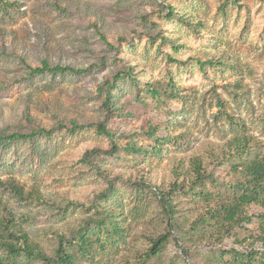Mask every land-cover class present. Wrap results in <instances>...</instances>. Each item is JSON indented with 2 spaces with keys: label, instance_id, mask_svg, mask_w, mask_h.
<instances>
[{
  "label": "rangeland",
  "instance_id": "374dc122",
  "mask_svg": "<svg viewBox=\"0 0 264 264\" xmlns=\"http://www.w3.org/2000/svg\"><path fill=\"white\" fill-rule=\"evenodd\" d=\"M14 1V8L0 4V135L38 127L50 134L0 140V179L40 191L46 203L20 202L2 188L0 195L31 240L55 257L61 237L77 264H141L151 240L168 231L145 264H227L224 251L244 250L235 241L258 235L260 207H245L251 222L223 238L218 219L195 222L231 202L242 166L264 157V0ZM167 5L197 28L169 17ZM44 59L91 67L32 74ZM208 59L213 64L201 71L197 60ZM116 73L111 100L121 116L108 118L104 87ZM100 122L107 135L97 132ZM148 122L169 140L142 132ZM234 135L250 136L246 154H229ZM113 145L114 155L104 153ZM194 159L211 177L174 191L170 219L153 192L168 190L176 173L187 189ZM0 256L7 264H42L3 249Z\"/></svg>",
  "mask_w": 264,
  "mask_h": 264
},
{
  "label": "trees",
  "instance_id": "16d2710c",
  "mask_svg": "<svg viewBox=\"0 0 264 264\" xmlns=\"http://www.w3.org/2000/svg\"><path fill=\"white\" fill-rule=\"evenodd\" d=\"M0 4L5 9L16 7L17 2L14 0H0ZM168 16L177 17L189 28L195 30L197 24L191 23L189 19H186L183 15L177 14L175 7L172 5H167ZM94 29L98 32L100 38L104 40L107 44L108 41L105 35L99 31L96 24L93 25ZM173 48L182 47L181 43L170 42ZM214 60H197V64L200 66L201 71H205V64L212 65ZM91 66L85 68H76L70 65L61 64H50L46 59L41 61L39 66L31 69L32 74H64L69 72L71 74H82L89 70ZM120 73L113 75L111 81L105 82V100L103 101V107L106 112V117L110 118L113 116L120 117L121 114L118 109L114 107L111 100V90L116 87V81L121 78ZM130 78L131 75H129ZM131 80V79H130ZM103 90V89H101ZM149 94L153 97L158 98L159 92L156 89L149 88ZM220 105L222 102L218 99ZM72 128L78 127L76 120L70 121ZM64 125V124H62ZM66 126V125H64ZM70 128V130L72 129ZM97 132L100 134L107 135L105 124L100 122L96 125ZM142 132L152 137L156 142L161 143L169 140L168 137H158L157 128L151 123H146L142 128ZM37 134L49 135L50 131L42 127L33 129L30 133H11L9 135H0V140L14 142L17 139H30ZM251 138L249 135H234L229 141L228 151L230 155L242 156L249 151ZM118 150L116 145L108 151H104L106 154L114 155ZM159 149L154 148V151ZM94 150L92 153H97ZM243 177L242 180L237 181L233 184L237 188L238 194L232 199L231 202L219 205L215 209H210L205 216H201L196 222L195 226L200 223L206 222L210 218H216V222L220 223V237L228 236L236 227L241 226L242 223L251 222V215L244 212V208L247 206H258L262 209V212L258 215L260 219V224L258 227V235L255 239L251 236H244L241 239H236L235 243L244 246V250L230 249L224 251V254L230 256V260L227 264H264V157L255 156L249 163L245 164L241 168ZM191 177L188 179L187 189L183 187V181H179V175L176 173L174 182L169 186L168 190H154L153 194L157 197L162 209L166 215L171 219L176 212V207L173 204V194L174 191H187L194 190L196 186H201L204 184L208 177H211L210 173L202 166L200 159H194L190 166ZM0 188L4 191L10 193L18 201L23 203H35L43 204L46 203L45 198L42 193L36 189H30L26 191L24 187L19 184L13 178L0 179ZM106 196V195H105ZM115 218L117 214L112 215L111 213L108 217ZM193 226V225H192ZM113 228H117L113 225ZM196 228V227H192ZM245 228V227H241ZM170 232H165L156 238L151 240V245L146 252L144 259L141 264H145V260L149 257L156 256L168 242ZM61 236V235H60ZM81 244L83 245L86 236L81 235ZM254 241L260 244L257 248L254 246ZM0 249H3L11 258L24 257L26 259H38L42 264H77L74 259V254L69 252L66 247L62 246V241L60 237V245L55 251V257H51L41 248L38 244L31 240L30 235L27 233L21 222L15 217L12 210L7 206V203L0 195ZM181 254L184 257L183 261L190 259V255L187 249L181 248ZM0 264H7L5 259L0 256Z\"/></svg>",
  "mask_w": 264,
  "mask_h": 264
}]
</instances>
